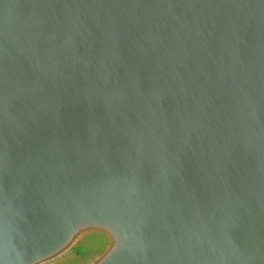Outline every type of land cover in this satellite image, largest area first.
Returning a JSON list of instances; mask_svg holds the SVG:
<instances>
[{
    "label": "water",
    "instance_id": "95a60500",
    "mask_svg": "<svg viewBox=\"0 0 264 264\" xmlns=\"http://www.w3.org/2000/svg\"><path fill=\"white\" fill-rule=\"evenodd\" d=\"M0 264H264V0H0Z\"/></svg>",
    "mask_w": 264,
    "mask_h": 264
}]
</instances>
